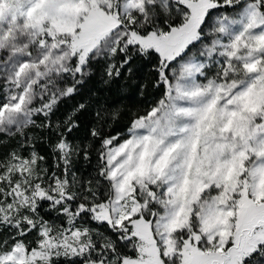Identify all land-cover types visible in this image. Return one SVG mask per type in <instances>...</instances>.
<instances>
[{"label": "snow or ice", "instance_id": "1", "mask_svg": "<svg viewBox=\"0 0 264 264\" xmlns=\"http://www.w3.org/2000/svg\"><path fill=\"white\" fill-rule=\"evenodd\" d=\"M0 264H264V0H0Z\"/></svg>", "mask_w": 264, "mask_h": 264}, {"label": "trees", "instance_id": "2", "mask_svg": "<svg viewBox=\"0 0 264 264\" xmlns=\"http://www.w3.org/2000/svg\"><path fill=\"white\" fill-rule=\"evenodd\" d=\"M134 74L127 81H119L116 84L105 87L99 77L93 79L89 87L101 90V99L109 104L118 105L124 108L135 110L136 107L143 105L144 97L139 94L138 84L149 83L154 77V73L149 69L151 64L147 61H137L133 66ZM154 90L149 87L145 90L144 95L149 96ZM126 121H120L113 125L114 130H123V125Z\"/></svg>", "mask_w": 264, "mask_h": 264}]
</instances>
